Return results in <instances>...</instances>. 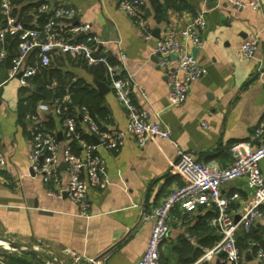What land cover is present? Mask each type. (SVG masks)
<instances>
[{
	"label": "crops",
	"instance_id": "obj_1",
	"mask_svg": "<svg viewBox=\"0 0 264 264\" xmlns=\"http://www.w3.org/2000/svg\"><path fill=\"white\" fill-rule=\"evenodd\" d=\"M118 1L19 0L11 6V10L28 7L30 12L39 3L78 9L71 18L72 26L88 24L87 33L97 38L98 48L104 55L113 58L119 52L125 54L122 73L130 76L135 84L132 101L149 112L150 120H156L154 112L160 111L157 119L170 127L176 146L166 139H154L139 147L133 137L126 135L117 152L98 147L105 162L107 185L101 190H89L87 217L78 215L77 205L66 196L49 197L46 185L30 171L27 153L31 136L27 118L19 117V100L22 91H33L34 84L28 81L27 87H21L16 78L8 77L10 62L0 60V153L5 159V166L0 169V234L31 244L39 242L40 249L69 264H73L71 254H85L99 259L102 264H134L142 256L151 229V221L145 219V215L182 182L171 170L178 149L190 152L196 160L226 166L231 162L232 144L248 142L253 148L259 143L254 129L264 115V0H259L257 10L239 11L232 10L226 0H177L188 5V9L182 11L159 0L161 13L162 5L166 7L167 22L161 15L157 20L154 7L145 0L144 14L148 8L150 15H143L151 35L152 30L158 28L161 36L173 20L176 27L181 28L203 11L205 25L200 32L201 46L191 48L189 41L184 43L191 52L196 49L195 58L204 73L191 84L185 102L173 108L167 107L169 89L152 52L156 37L152 35L144 40L130 17L119 8ZM38 24L35 18L30 22V25ZM68 25L71 24L57 22L59 28ZM253 38L257 44L254 55L242 56L241 43ZM36 60L37 53L27 57L28 64ZM51 67L72 82L83 80L98 94L96 84L104 82L108 89L99 95L103 98L105 114L97 125L105 130H125V111L109 87L105 72L100 73L83 59L67 54L52 56ZM58 123L56 119L55 132L61 134ZM81 125L90 135L82 118ZM259 168L264 176V160L259 162ZM59 178L64 184L65 166L59 167ZM221 193L226 197L237 194L229 212L238 220L252 194L246 178L224 183ZM209 213H213L211 208L173 211L160 248L171 255L170 264H176L177 259L172 246L181 240L202 250L219 240L214 227L202 225ZM243 232L238 228L235 238ZM247 232L251 240L248 249L241 253L242 264H259L256 250L252 248L258 246V249L264 244V222L257 220ZM2 247L0 264H8L7 254L25 257ZM197 259L191 264H197ZM209 264L222 263L219 257H214Z\"/></svg>",
	"mask_w": 264,
	"mask_h": 264
},
{
	"label": "built area",
	"instance_id": "obj_2",
	"mask_svg": "<svg viewBox=\"0 0 264 264\" xmlns=\"http://www.w3.org/2000/svg\"><path fill=\"white\" fill-rule=\"evenodd\" d=\"M119 8L133 21L144 40L152 38L144 18L145 0H119ZM234 11L244 8L257 10L259 0H226ZM11 0H0V13L4 23L0 25V60L6 55L4 36H17L19 42L15 55L10 60L9 78H16L21 87L28 86V79L37 70V66L27 63V57L37 49L38 66L50 64L51 56L67 54L70 57L81 58L87 65L102 63L106 68V78L113 94L122 105L126 116V128L120 130H105L100 128L91 118L88 111L80 108L81 118L88 126L91 137L97 143L80 140L81 153L73 154L68 142L79 139L74 116H65L60 124L63 144L57 139L56 132L46 130L42 122L47 114L60 115L66 111L64 96L60 101L51 104L39 101L35 111L26 118L31 136V146L27 153L30 171L40 177L46 185V194L52 198L66 196L78 207V215L87 217L90 189L101 190L107 185L104 176V159L98 153V147L117 152L123 145L124 137L130 135L139 147L154 139H171L170 127L162 124L157 118L160 111L154 112L156 120L149 119V112L138 107L132 101V90L135 84L130 76L122 73L125 54L119 52L109 62L106 55H96L99 41L89 35L88 24H77L69 27L65 37L57 31V20L71 19L78 9L61 4L42 3L38 12L45 14L46 22L40 27H25L11 15ZM203 11L192 17L183 27L177 28L175 20L169 22L164 33L155 39L153 54L157 65L162 71L168 86L167 107L182 105L187 99L190 86L204 73L195 56L184 43L189 41L191 48L201 46L200 32L204 28ZM83 34L84 39L76 41L73 36ZM257 48L256 39H248L241 43L240 52L244 57H252ZM140 91V90H139ZM141 92V91H140ZM144 95V94H143ZM254 136L259 139L255 147L248 142H236L230 146L231 162L220 166L214 162L196 160L188 151H177V158L171 163V170L177 174L182 184L170 191L158 206L153 207L145 219L151 221V229L142 256L134 264H162L159 260L160 245L166 237L168 222L175 209L182 212L195 211L198 208H211L213 215L209 224L219 233V240L211 247L205 248L198 257L197 264H209L214 257H219L222 264H242V254L235 244V233L238 228L245 232L257 221L264 222V176L260 171L259 162L264 160V115L254 129ZM63 163L66 171L64 184L59 178V165ZM5 166V159L0 153V169ZM246 178L247 187L252 192L249 203L243 209L240 218L235 221L229 212L230 204L237 194L228 197L221 193V185L226 182ZM39 242L32 244L39 248ZM73 264H102L97 258L85 254H71ZM259 264H264V250L258 248L255 252Z\"/></svg>",
	"mask_w": 264,
	"mask_h": 264
},
{
	"label": "trees",
	"instance_id": "obj_3",
	"mask_svg": "<svg viewBox=\"0 0 264 264\" xmlns=\"http://www.w3.org/2000/svg\"><path fill=\"white\" fill-rule=\"evenodd\" d=\"M149 4L154 7L156 12L157 20L161 15V4L159 0H148ZM167 6L172 7L176 11H182L188 9V5L177 0H164ZM19 3V0H11V5H16ZM42 3H39L35 6L33 11H28V7L22 8H12L11 15L16 19L17 22H21L25 27H40L46 22L47 16L38 12V7ZM35 18L38 20L39 24L34 26L30 25L31 20ZM57 22L70 23L65 28L56 27L57 31L61 34H64L65 37L69 38L71 35L67 33V29L72 26L71 19L61 18L57 20ZM4 23V17L0 14V25ZM73 39L76 41H81L84 37L73 36ZM19 39L17 36H11L6 34L4 36V43L6 46V55L4 57L5 60L9 61L16 53L17 44ZM37 49L33 50L31 54L37 53ZM96 55H102L100 49L97 47L95 51ZM54 56V55H52ZM51 56V57H52ZM74 58V57H71ZM109 62H114L112 57L107 56ZM35 59H33L34 61ZM32 61V62H33ZM31 62V63H32ZM85 62V61H84ZM86 63V62H85ZM31 65H36V72L29 77L28 81L34 84L33 91L30 93H25L22 91L21 98L19 100V117L20 119H24L29 113L34 112L36 105L39 101H44L48 103H52L55 100L60 101L64 96H67L68 101L65 103L67 109L63 114L53 115L47 114L45 116L44 121L42 122V126L49 131L55 132L56 127V119H58V124L62 123V118L65 116H74L77 124L76 131L80 133L79 139H73L68 142L71 153L79 155L81 153V145L79 143L80 140L91 142V136L82 129L81 125V113L80 108L84 107L91 118L96 124L104 118L105 110L103 107V98L100 96L97 91L91 87L89 84L85 83L81 79H76L75 81H71L70 78H65L64 75L61 76L58 69H54L50 64L46 67L38 66V60L33 62ZM92 66V65H91ZM96 70H100V73L105 72L106 68L102 63L93 65ZM100 127V126H99ZM102 128V127H100ZM103 129V128H102ZM58 131L56 132V134ZM60 142L63 143L64 139L61 137ZM182 182L180 183V185ZM213 215V213H209L205 216V220L202 225L209 228V219ZM249 240H251L250 232H243L240 237L235 238V244L240 253H242L245 249H248ZM164 241L161 243L160 248L163 246ZM212 244L207 245V247H211ZM258 246H254L252 249L257 250ZM260 249L264 250V244L260 245ZM161 250V249H160ZM171 251L175 253L176 256V264H191L193 263L203 252L201 248L192 247L189 243L181 240L178 244L173 245ZM8 264H37L32 263L31 260L25 257H17L13 254L6 255ZM159 260L162 264H170L171 255L167 252L160 251Z\"/></svg>",
	"mask_w": 264,
	"mask_h": 264
},
{
	"label": "water",
	"instance_id": "obj_4",
	"mask_svg": "<svg viewBox=\"0 0 264 264\" xmlns=\"http://www.w3.org/2000/svg\"><path fill=\"white\" fill-rule=\"evenodd\" d=\"M145 17H148L150 15V10L148 8L145 9ZM161 18L164 22L168 21V16L166 15V7L163 4L162 5V13ZM152 35L156 38L160 37V29L156 28L152 30ZM196 49L192 50V55L195 56ZM96 88L99 92V94H103L106 92L108 87L104 82H98L96 84ZM57 139L61 140V134L58 132L56 134ZM93 143H97V140L93 137L92 138ZM59 167H64V164L61 163ZM237 221V220H235ZM0 241L8 246L9 249L12 251H16L21 255H24L26 258H29L34 263L37 264H69L68 262L61 260L59 257L54 256L40 248L34 247L31 243L25 242V241H19V240H13L6 236H0ZM2 246V245H0Z\"/></svg>",
	"mask_w": 264,
	"mask_h": 264
},
{
	"label": "rangeland",
	"instance_id": "obj_5",
	"mask_svg": "<svg viewBox=\"0 0 264 264\" xmlns=\"http://www.w3.org/2000/svg\"><path fill=\"white\" fill-rule=\"evenodd\" d=\"M0 236H1V234H0ZM2 236H4V235H2ZM5 247V246H4ZM8 248V247H7ZM1 251H4V248L2 247V246H0V252Z\"/></svg>",
	"mask_w": 264,
	"mask_h": 264
},
{
	"label": "bare ground",
	"instance_id": "obj_6",
	"mask_svg": "<svg viewBox=\"0 0 264 264\" xmlns=\"http://www.w3.org/2000/svg\"><path fill=\"white\" fill-rule=\"evenodd\" d=\"M0 245H4V246L8 247L6 244L2 243L1 241H0Z\"/></svg>",
	"mask_w": 264,
	"mask_h": 264
}]
</instances>
